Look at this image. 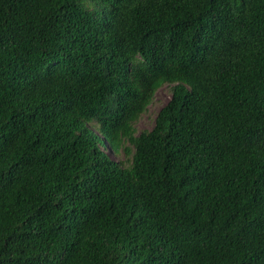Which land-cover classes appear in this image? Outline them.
Masks as SVG:
<instances>
[{
    "label": "trees",
    "instance_id": "1",
    "mask_svg": "<svg viewBox=\"0 0 264 264\" xmlns=\"http://www.w3.org/2000/svg\"><path fill=\"white\" fill-rule=\"evenodd\" d=\"M0 264H264V0H0Z\"/></svg>",
    "mask_w": 264,
    "mask_h": 264
},
{
    "label": "rangeland",
    "instance_id": "2",
    "mask_svg": "<svg viewBox=\"0 0 264 264\" xmlns=\"http://www.w3.org/2000/svg\"><path fill=\"white\" fill-rule=\"evenodd\" d=\"M169 96L170 92L168 91L167 86L160 87L156 90L151 103L135 124L137 132L151 129L156 113L168 101ZM108 155L117 161L125 160L123 155L113 156L110 152Z\"/></svg>",
    "mask_w": 264,
    "mask_h": 264
}]
</instances>
